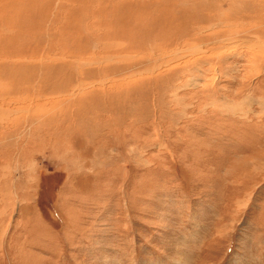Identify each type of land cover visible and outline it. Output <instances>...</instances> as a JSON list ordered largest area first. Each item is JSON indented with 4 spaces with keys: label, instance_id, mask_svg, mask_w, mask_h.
<instances>
[{
    "label": "rangeland",
    "instance_id": "rangeland-1",
    "mask_svg": "<svg viewBox=\"0 0 264 264\" xmlns=\"http://www.w3.org/2000/svg\"><path fill=\"white\" fill-rule=\"evenodd\" d=\"M0 26V264H264V0H0Z\"/></svg>",
    "mask_w": 264,
    "mask_h": 264
},
{
    "label": "bare ground",
    "instance_id": "bare-ground-1",
    "mask_svg": "<svg viewBox=\"0 0 264 264\" xmlns=\"http://www.w3.org/2000/svg\"><path fill=\"white\" fill-rule=\"evenodd\" d=\"M0 27H1V26H0ZM5 45H6V44H5ZM1 49H2V48H1ZM0 52H1V51H0ZM178 52H179V51H178ZM2 53H3V52H2ZM6 53H7V52H6ZM7 55H8V54H7ZM11 55H12V54H11ZM176 55H177V54H176ZM2 56H3V55H2ZM2 56H1V53H0V67H1V62L3 61ZM12 56H13V55H12ZM8 57H9V56H8ZM5 59H6V58H5ZM178 59H179V58H178ZM6 60H7V59H6ZM12 60H13V59H12ZM12 60H11V61H12ZM13 61H14V60H13ZM127 61H128V60H127ZM174 61H175V60H174ZM5 68H6V67H5ZM9 68H10V67H9ZM12 68H13V67H12ZM2 73H3V69L0 70V75H2ZM12 73H13V72H12ZM144 73H145V72H144ZM7 74H8V72H7ZM10 74H11V73H10ZM10 74H9V75H10ZM5 77H6V76H5ZM0 78H1V77H0ZM3 80H4V79H3ZM0 82H2V81H0ZM3 82H4V81H3ZM3 82H2V83H3ZM10 82H11V81H10ZM12 82H13V81H12ZM8 83H9V82H8ZM10 84H11V83H10ZM1 87H2V86H1ZM1 87H0V88H1ZM1 101H3V98L1 99ZM2 106H3V105H2ZM2 108H3V107H1V105H0V119L2 118V111H3Z\"/></svg>",
    "mask_w": 264,
    "mask_h": 264
}]
</instances>
